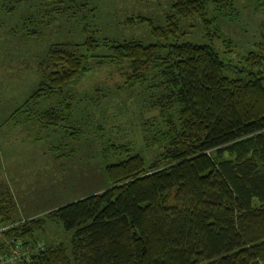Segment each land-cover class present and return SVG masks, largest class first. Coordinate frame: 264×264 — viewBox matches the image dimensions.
I'll return each instance as SVG.
<instances>
[{"label":"trees","instance_id":"1","mask_svg":"<svg viewBox=\"0 0 264 264\" xmlns=\"http://www.w3.org/2000/svg\"><path fill=\"white\" fill-rule=\"evenodd\" d=\"M50 2L49 15L64 17L89 5ZM208 4L227 17L237 12L234 0H170L162 25L137 16L147 20L153 42L97 38L83 26V41L49 45L37 87L14 112L30 109L38 123L66 126L73 118L70 88L78 92L92 65L105 63L123 80L94 89L139 94L131 106L142 144L108 142L125 158L106 164V188L39 215L15 216L0 183V256L18 242L33 250L14 264H264V44L232 65L224 56L230 39L222 51L211 41H176L179 21L189 17L199 18L204 36L219 37ZM100 45L105 54L93 52ZM59 95L62 102L49 104ZM42 100L48 107L36 109ZM92 121L78 117L67 133L78 138ZM50 222L70 233L67 242H36Z\"/></svg>","mask_w":264,"mask_h":264},{"label":"rangeland","instance_id":"2","mask_svg":"<svg viewBox=\"0 0 264 264\" xmlns=\"http://www.w3.org/2000/svg\"><path fill=\"white\" fill-rule=\"evenodd\" d=\"M51 6L50 0H0V183L8 187L15 216L21 219L106 188V164L125 158V153H111L108 142H132L136 148L142 144L141 120L131 106L139 94L125 89L120 96L107 87L94 89L123 80L115 67L105 63L92 65L77 86L78 92L70 88L71 98L66 102L72 105L73 118L69 127L38 123L30 109L14 112L37 87L38 64L49 45L83 41V26L95 29L97 38L153 42L147 20H137V16L162 25L170 0H89L87 8L67 17L49 15ZM234 6V17L222 15L211 4L206 7V16L214 18L210 27L218 28L219 37L204 36L199 18L189 17L179 21L181 32L175 40L211 41L222 51L226 49L222 40L230 39L231 51L225 59L241 65L246 51L264 44V0H234ZM130 16H136L134 21H127ZM79 51L88 52L83 47ZM93 52L105 54L107 49L100 45ZM60 101L61 95L53 96L49 104ZM38 106L48 107V100ZM154 114L144 113V117ZM81 116L90 117L93 128H83L74 138L67 131L73 130L70 125L74 127V119ZM39 236L36 242L42 245L45 240L67 242L70 233L50 222Z\"/></svg>","mask_w":264,"mask_h":264},{"label":"built area","instance_id":"3","mask_svg":"<svg viewBox=\"0 0 264 264\" xmlns=\"http://www.w3.org/2000/svg\"><path fill=\"white\" fill-rule=\"evenodd\" d=\"M32 250V245H21L20 243L16 242L11 247L9 254L0 256V264H14L23 257H27Z\"/></svg>","mask_w":264,"mask_h":264}]
</instances>
